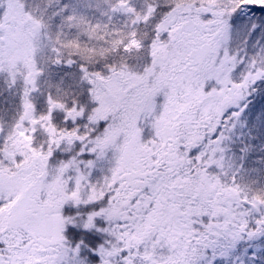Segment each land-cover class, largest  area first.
Segmentation results:
<instances>
[{
	"label": "snow or ice",
	"instance_id": "obj_1",
	"mask_svg": "<svg viewBox=\"0 0 264 264\" xmlns=\"http://www.w3.org/2000/svg\"><path fill=\"white\" fill-rule=\"evenodd\" d=\"M0 264H264V0H0Z\"/></svg>",
	"mask_w": 264,
	"mask_h": 264
}]
</instances>
